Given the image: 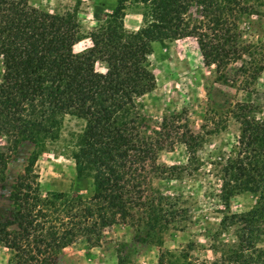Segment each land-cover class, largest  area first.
Here are the masks:
<instances>
[{
    "label": "trees",
    "instance_id": "1",
    "mask_svg": "<svg viewBox=\"0 0 264 264\" xmlns=\"http://www.w3.org/2000/svg\"><path fill=\"white\" fill-rule=\"evenodd\" d=\"M130 5L143 8L144 22L136 29L125 25ZM263 6L264 0H117L87 35L91 45L76 52L84 35L75 11L0 0V181L20 143L34 144L11 186V217L0 218V243L12 263L57 264L62 249L78 241L100 246L104 231L115 225L132 227L143 241L186 225L183 197L163 192L153 180L198 170L204 135L181 123V114L152 119L144 112L140 98L156 86L149 61L153 43L193 38L205 65L250 91L264 70V31L251 24ZM99 61L105 70L97 69ZM233 64L232 77L226 71ZM256 106L238 101L232 107L239 134L218 164L219 198L227 209L239 192L257 194L258 203L224 213L208 235L215 257L199 264H264V117ZM66 115L84 121L71 155L78 178L93 172L89 196L44 192L35 170L40 154L60 138ZM176 143L185 145L188 163L159 164L160 153Z\"/></svg>",
    "mask_w": 264,
    "mask_h": 264
},
{
    "label": "rangeland",
    "instance_id": "2",
    "mask_svg": "<svg viewBox=\"0 0 264 264\" xmlns=\"http://www.w3.org/2000/svg\"><path fill=\"white\" fill-rule=\"evenodd\" d=\"M117 0H30L32 5L53 13L75 11L84 37L74 50L83 51L91 45L87 35L111 11ZM262 13L251 16L256 32L264 31V6ZM143 8L130 5L126 9L125 25L136 29L143 24ZM150 68L156 77L155 88L140 98L144 112L152 119L164 115L181 114L180 122L188 123L195 133L204 135L198 148V170L178 174H160L153 180L154 186L163 192L181 195V205L189 209L190 220L184 227L170 228L160 239L137 240L132 227L115 225L104 231L100 246H89L78 241L62 249L57 264H199L215 257L210 248V238L225 212H244L256 207L258 195L239 192L230 200L227 209L219 198L221 157H226L239 134V122L231 113L238 101H251L257 105V115L264 117V70L251 86L241 88L239 82H225L214 66L205 65L202 54L193 38L156 41L149 55ZM240 62H238L239 64ZM233 64L226 72L234 76ZM97 69L105 70L99 61ZM232 68V69H231ZM3 62L0 57V80ZM84 121L66 115L58 140L48 144L35 164L42 191L63 190L80 192L89 196L93 191V172L87 171L78 178L71 150L75 134L82 130ZM5 146V137L0 135V150ZM34 144L23 141L7 162L4 181H0V218L11 217L13 205L9 198L16 176L23 171ZM188 151L183 144L163 150L158 163L162 166L186 165ZM195 163V162H194ZM2 163L0 162V176ZM145 235V234H144ZM147 238V237H146ZM10 250L0 243V264L10 261Z\"/></svg>",
    "mask_w": 264,
    "mask_h": 264
}]
</instances>
